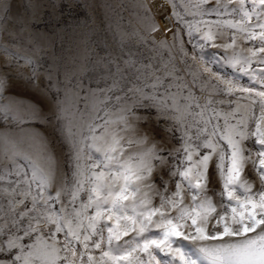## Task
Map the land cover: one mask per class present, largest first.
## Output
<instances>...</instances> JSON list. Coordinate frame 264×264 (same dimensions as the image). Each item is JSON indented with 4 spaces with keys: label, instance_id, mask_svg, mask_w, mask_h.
Masks as SVG:
<instances>
[{
    "label": "snow or ice",
    "instance_id": "obj_1",
    "mask_svg": "<svg viewBox=\"0 0 264 264\" xmlns=\"http://www.w3.org/2000/svg\"><path fill=\"white\" fill-rule=\"evenodd\" d=\"M167 3L172 11L163 17L165 27L175 21L190 40L202 33L205 45L223 49L226 61L248 75L249 85L212 73L203 61L202 71L190 73L191 82L171 59L162 69L142 64L127 77L117 65L104 89L85 91L67 78L65 97L72 93L84 104L73 109L80 121L73 125L60 81L55 97L50 88L41 89L27 57L31 74L16 73L33 90L35 102L26 103L13 92L6 61L0 66V127L53 124L67 148V166L47 145L38 158L18 148L6 131L11 149L0 162V264H264V24L258 32L248 29L245 0L233 8L240 19L195 23L186 16L219 17L228 14V5L221 13L219 0L215 7L211 0ZM155 4L141 7L148 32L159 34ZM39 7L34 0H0V32L12 39L25 31L31 36ZM213 26L234 29L231 43L217 44ZM237 35L261 46L248 48L247 55L237 52ZM173 41L184 63L187 51L175 32ZM254 61L261 67L253 68ZM124 64L130 69L136 61L130 57ZM45 79L50 82L51 75ZM213 163L219 191L209 187ZM249 163L251 182L245 179ZM153 225L156 233L150 232ZM181 240L192 247L185 250ZM157 252L167 259L159 260Z\"/></svg>",
    "mask_w": 264,
    "mask_h": 264
},
{
    "label": "rangeland",
    "instance_id": "obj_2",
    "mask_svg": "<svg viewBox=\"0 0 264 264\" xmlns=\"http://www.w3.org/2000/svg\"><path fill=\"white\" fill-rule=\"evenodd\" d=\"M24 2L27 3V0ZM34 2L38 3L40 7L39 11L35 13L38 18L32 21L36 28L31 36L25 31L12 39L0 32V66L6 61L10 64L8 71L13 76V92L19 94V98L26 103L35 102L33 90L23 79V76L31 74L25 66L26 58L31 57L34 61L32 67L36 68L40 77L37 82L41 89L50 88L51 95L55 97L57 81L61 82L59 85L61 86V98L64 99V107L68 109L69 119L73 125L80 123L72 116L73 109H83L84 104L78 103L76 96L72 93L65 97L62 85L67 84V78H72L74 84L81 83L85 91L104 89L111 85L115 78L117 65L124 70L120 75L127 77L142 64H152L156 69H162L163 65L171 59L191 82L190 73L202 71L204 65L201 61H203L212 73L232 78L243 85H249L248 75L241 72L239 66L233 67L226 61L223 49L214 48L210 44L205 45L200 38L202 33L199 35L194 33L190 40L189 36L181 33L182 25H178L175 21L167 23V27H165L163 17L171 15L172 11L167 0H156L153 9L159 34L148 32V20L144 8L141 7L144 3L152 4L153 0H34ZM188 2L189 0H176L178 5ZM16 3L19 4L20 0H16ZM219 3L221 13L225 12L224 5H228V14L218 17L213 13L195 18L189 15L186 16V19L193 23L201 19L207 21L240 19L238 12L232 14L237 0H219ZM162 5L163 7H161ZM211 6H216V0H211ZM244 10L249 13L248 29L258 32L259 24H264V5L260 4V0H245ZM178 11L184 14L182 7L178 8ZM20 12L21 15L24 14L22 8ZM29 15H32V10ZM3 25V18L0 17V28ZM204 28L207 30V26ZM213 31L218 34L217 44L231 43L234 29H217L213 26ZM174 32L177 34L178 42L183 43L187 51L184 63L180 62L178 43L173 41ZM146 35L148 39L145 41ZM260 46L259 40L246 42L243 37L237 35V52L243 50V54L247 55L248 48ZM5 48L8 49V52L4 51ZM232 54V49H229L228 56L230 57ZM193 56L196 57L195 60ZM130 57L136 61V64L129 69L125 66L124 61ZM245 67L249 66L245 65ZM252 67L259 68L261 66L254 61ZM2 71L3 69L0 67V75H2ZM17 72L22 73L23 76L18 77ZM48 74L51 75L50 82L45 79ZM79 95L83 97L84 93L79 92ZM220 98L223 99V97ZM95 99L93 98V101ZM98 99L103 100L104 97L100 96ZM0 120H2V115H0ZM143 127L147 128L148 125L145 124ZM75 130L73 127V131ZM6 131L9 140L15 141L18 148L27 149L32 152L34 157L38 158L41 149L47 145L49 150L55 153L58 164L67 166V148L61 142L59 133L54 131V126L51 123H37L28 128L17 126L10 131L0 127V162L5 158L6 147L11 149V143L5 144ZM253 144L254 140L250 141L246 147L252 148ZM246 167L245 179L251 182L255 178V172L250 163ZM209 180V187L219 191L220 183L215 174L214 163L211 166ZM256 186L258 187V182ZM216 202L218 205L219 200L217 199ZM154 204H159L158 198H154ZM130 209L131 204L129 203V212L127 213L129 215H131ZM90 214L91 212H89ZM157 231L153 225L150 232L156 233ZM106 235L105 233V237ZM126 239L130 240L131 234L129 237L122 238L120 243L123 244ZM178 243L185 250L192 247L186 241L181 240ZM94 255L99 257L100 253L95 252ZM137 255L142 256L143 254L137 253ZM156 255L161 261L167 259L164 254L157 252ZM143 258L147 259L146 256Z\"/></svg>",
    "mask_w": 264,
    "mask_h": 264
},
{
    "label": "bare ground",
    "instance_id": "obj_3",
    "mask_svg": "<svg viewBox=\"0 0 264 264\" xmlns=\"http://www.w3.org/2000/svg\"><path fill=\"white\" fill-rule=\"evenodd\" d=\"M32 147V146H31Z\"/></svg>",
    "mask_w": 264,
    "mask_h": 264
}]
</instances>
